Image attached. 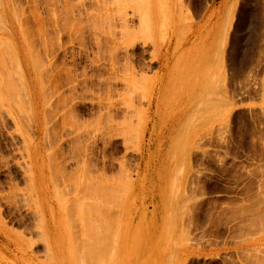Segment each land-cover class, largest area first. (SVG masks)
Listing matches in <instances>:
<instances>
[{
  "label": "rangeland",
  "instance_id": "rangeland-1",
  "mask_svg": "<svg viewBox=\"0 0 264 264\" xmlns=\"http://www.w3.org/2000/svg\"><path fill=\"white\" fill-rule=\"evenodd\" d=\"M87 242L264 264V0H0V264Z\"/></svg>",
  "mask_w": 264,
  "mask_h": 264
},
{
  "label": "bare ground",
  "instance_id": "bare-ground-1",
  "mask_svg": "<svg viewBox=\"0 0 264 264\" xmlns=\"http://www.w3.org/2000/svg\"><path fill=\"white\" fill-rule=\"evenodd\" d=\"M34 116H35V115H34ZM33 118H34V117H33ZM33 120H34V119H33ZM35 120H36V119H35ZM34 122H36V121H34ZM35 125H36V124H35ZM95 128H96V127H95ZM93 129H94V128H93ZM93 131H94V130H93ZM97 131H99V130H97ZM97 133H98V132H97ZM40 149H41V148H40ZM33 150H34V149H33ZM35 150H36V148H35ZM37 150H38V149H37ZM33 152H34V151H33ZM36 152H38V151H36ZM36 152H35V153H36ZM35 153H33V154H35ZM39 153H40V152H39ZM36 155H37V154H36ZM35 158H36V157H35ZM36 161H37V160H36ZM34 163H35V162H34ZM33 166H34V165H33ZM33 166H32V167H33ZM48 167H49V166H48ZM84 169H85V168H84ZM33 170H34V169H33ZM85 173H86V171H85ZM88 180L91 181L90 179H87V181H88ZM93 180H94V179H93ZM93 182H94V181H93ZM82 183H83V181H82ZM82 183H81V184H82ZM88 184H89V182H88ZM88 184H87V185H88ZM90 184H92V183L90 182ZM90 184H89V185H90ZM98 184H99V183H98ZM89 185H88V186H89ZM93 186H94V185H93ZM85 187H86V186H85ZM75 188H76V187H75ZM82 188H84V187L82 186ZM86 188H87V187H86ZM94 188H95V186H94ZM88 189H89V187H88ZM96 189H97V188H96ZM101 189H102V188H101ZM85 190L87 191V189H85ZM92 190H93V189H92ZM92 190L89 189L88 191H91V192H92ZM83 191H84V190H83ZM96 191H97V190H96ZM102 191H104V190H102ZM108 191H109V189H108ZM108 191L106 192L107 194H108ZM80 192H81V190H80ZM84 192H85V191H84ZM109 192H110V191H109ZM82 193H83V192H82ZM82 193H79V194H82ZM87 193H88V192H87ZM94 193H95V192H94ZM102 193H103V192H102ZM102 193H101V194H102ZM89 194H90V193H89ZM91 194H93V193H91ZM96 194L98 195V193H96ZM99 194H100V193H99ZM87 195H88V194H87ZM94 195H95V194H94ZM104 195H105V194H104ZM89 196H91V195H89ZM111 196H112V195H111ZM111 196H109V197H111ZM83 197H84V196H83ZM94 197H96V195H95ZM77 198H78V197H77ZM86 198H87V196H86ZM97 198L100 199V197H97ZM97 198H96V199H97ZM102 198H103V197H102ZM105 198H107V195H106ZM113 198H114V197H113ZM90 199H91V198H90ZM103 199H104V198H103ZM110 199H111V198H110ZM71 200H72V199H71ZM82 200H83V199H82ZM87 200H88V198H87ZM87 200L85 199V201H87ZM97 200H98V199H97ZM105 200H106V199H105ZM85 201H84V203H85ZM88 201H89V200H88ZM98 201L100 202V200H98ZM102 201H103V200H101V202H102ZM107 201H110V200L107 199ZM76 202H77V201H75L74 203L76 204ZM89 202H91V200H90ZM89 202H88V203H89ZM99 202H98V203H99ZM103 202H104V201H103ZM103 202H102V203H103ZM78 203H79V202H78ZM84 203H82V204H84ZM86 203H87V202H86ZM91 203H92V202H91ZM91 203H90V205H91ZM104 203H105V202H104ZM106 203H107V206H109V205H108L109 202H106ZM66 204H67V203H66ZM109 204H110V203H109ZM67 205H68V204H67ZM76 205H77V204H76ZM79 205H80V204H79ZM86 205H87V204H86ZM93 205H94V204H93ZM93 205H91V206H93ZM100 205H101V204H100ZM87 206H88V205H87ZM103 206H104V204H103ZM75 207H76V206H75ZM80 207H81V205L79 206V208H80ZM85 207H86V206H85ZM88 207H89V206H88ZM94 207H96V206H94ZM100 207H101V206H100ZM104 207H106V206H104ZM104 207H103V209H104ZM109 207H110V206H109ZM81 208H82V207H81ZM81 208H80V209H81ZM89 208H90V207H89ZM92 208H93V207H92ZM64 209H66V208H64ZM67 209H69V207H68ZM67 209H66V210H67ZM76 209H77V208H76ZM103 209H102V210H103ZM66 210H65V212H66ZM85 210H86V208H85ZM90 210H91V209H90ZM93 210H94V209H93ZM63 211H64V210H63ZM97 211H98V210H97ZM106 211H107V209H106ZM67 212H68V211H67ZM82 212L85 213L84 210H83ZM82 212H81V213H82ZM93 212H94V214H95V211H93ZM107 212H108V211H107ZM107 212H106V213H107ZM86 213H87V212H86ZM66 214H67V213H66ZM74 214H75V213H74ZM82 214H83V213H82ZM87 214H88V213H87ZM87 214H86V216H87ZM71 215H72V214H71ZM80 216H81V215H80ZM83 216H84V214H83ZM74 217H75V216H74ZM76 217H77V216H76ZM76 217H75V218H76ZM87 217L89 218V216H87ZM87 217H84V218L87 219ZM75 218H74V219H75ZM78 218H79V216H78ZM78 218H77V219H78ZM84 218H82V219L86 221V219H84ZM99 218H100V216H99ZM104 218H105V217H104ZM104 218H103V219H104ZM100 220H101V219H100ZM100 220H99V221H100ZM87 221H89V220L87 219ZM87 221H86V222H87ZM91 221H95V220H91ZM79 222H80V221H79ZM89 222H90V221H89ZM101 222H102V221H101ZM72 223H73V222H72ZM82 223H83V221H82ZM102 223H103V222H102ZM105 223H106V222H105ZM93 224H95V222H94ZM106 224H107V223H106ZM84 225H90V224H88V223H87V224L84 223ZM91 225H92V224H91ZM69 226H70V225H69ZM69 226H68V227H69ZM108 226H109V225H108ZM83 227H84V226H83ZM85 227H87V229L89 228V230H90V226H89V227H88V226H85ZM85 227H84V229H86ZM103 227H104V225H103ZM106 227H107V225H106ZM91 228L93 229L94 227L92 226ZM96 228H97V227H96ZM96 228H95V229H96ZM92 229H91V230H92ZM71 230H72V229H71ZM81 230H82V229H81ZM89 230H88V231H89ZM93 230H94V229H93ZM108 230H109V229H108ZM83 231H85V230H83ZM86 231H87V230H86ZM96 231H97V229H96ZM96 231H95V233H94L95 235L92 233V234L94 235V236H93V239L95 238V241L92 240V238H91L90 236L87 237V238H88L87 241H89V238H90V240H92L93 243H94V242L98 243V244H95V245L92 244V246L95 247V248H97V245L99 246L100 243L102 242L101 238L98 239V238L95 237V236H96V233H97V236H100V235H99L100 231L98 230L99 233L96 232ZM89 233H90V232H89ZM80 234H81V233H80ZM84 234H85V232H84ZM70 235H71V234H70ZM101 235H102V234H101ZM71 236H72V235H71ZM73 236H74V235H73ZM75 237H76V235H75ZM85 238H86V237H85ZM85 238H84V239H85ZM78 239H79V238H78ZM96 239H97V240H96ZM102 239H104L103 236H102ZM74 240H75V239H74ZM76 240H77V239H76ZM76 240H75V241H76ZM98 240H99V241H98ZM100 240H101V242H100ZM72 241H73V240H72ZM75 241H74V243H75ZM92 241H91V242H92ZM77 242H78V241H77ZM77 242H76V243H77ZM84 242H86V240H85ZM99 242H100V243H99ZM103 242H104V241H103ZM76 243H75V244H76ZM84 244H86V245H87V244L90 245L88 242H87V243H84ZM46 245L48 246V244H46ZM245 245H246V244H245ZM82 246H83V245H82ZM100 246H101V245H100ZM84 247H85V246H84ZM89 247L91 248V245H90V246H86L85 248L88 249ZM47 248H48V247H47ZM73 248H75V247H73ZM81 248H82V247H81ZM90 248H89V250H91V253H93V254L90 253L91 257H92V255H93V257L96 258V257H95V256H97V253H96V252H99V249H97L98 251H93V250H95V248H94V249L92 248L93 250L90 249ZM99 248H100V247H99ZM75 249H76V248H75ZM75 249H73V250H75ZM100 249H101V248H100ZM102 249H103V248H102ZM102 249H101V250H102ZM104 249H105V248H104ZM104 249H103V250H104ZM76 250H77V252H78V246H77V249H76ZM76 250H75V251H76ZM83 250H84V252H83L82 249H81V251H82V252H81V255H82V253H83V254H84V253L87 254L88 250L86 251L84 248H83ZM103 250H102V251H103ZM75 251H74V252H75ZM85 251H86V252H85ZM49 252H50V251H49ZM77 252H75V253H76L75 255H77L76 257L78 258L79 255H80V251H79V255H78ZM95 253H96V255H95ZM99 253H101V251H100ZM99 253H98V259H99V260L96 258L97 261H95L96 263L94 262L95 264H99V262L101 263V261L105 260V258L108 256V255L106 254L107 252H105L104 254H106L107 256H104V255H103L102 257H105V258H104L103 260H101V257H100L101 255H100ZM81 255H80V258L86 256L85 254L82 255V256H81ZM88 255H89V254H88ZM90 255L88 256L89 259L84 257L85 259H88L89 262L91 261ZM94 255H95V256H94ZM86 257H87V256H86ZM80 258H79V260L77 259V260H78V263L80 262ZM84 258H83V259H84ZM107 259H109V258L107 257ZM107 259H106V260H107ZM72 260H73V259H72ZM94 260H95V259H94ZM106 260H105L104 262H106ZM109 260H111V259H109ZM86 261H87V260H86ZM86 261L84 260V263H83V264H86V263H85ZM88 261H87V262H88ZM89 262H88L87 264H90ZM108 262H110V261H108ZM111 262H112V261H111ZM111 262H110L109 264H111ZM106 263H107V262H106ZM80 264H82V263H80ZM101 264H103V262H102Z\"/></svg>",
  "mask_w": 264,
  "mask_h": 264
}]
</instances>
